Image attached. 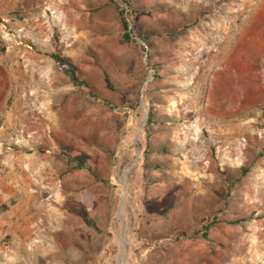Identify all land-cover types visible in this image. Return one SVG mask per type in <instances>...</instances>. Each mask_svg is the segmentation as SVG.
<instances>
[{
	"label": "rangeland",
	"instance_id": "rangeland-1",
	"mask_svg": "<svg viewBox=\"0 0 264 264\" xmlns=\"http://www.w3.org/2000/svg\"><path fill=\"white\" fill-rule=\"evenodd\" d=\"M0 17V264H148L203 239L264 264V0H0Z\"/></svg>",
	"mask_w": 264,
	"mask_h": 264
},
{
	"label": "crops",
	"instance_id": "crops-1",
	"mask_svg": "<svg viewBox=\"0 0 264 264\" xmlns=\"http://www.w3.org/2000/svg\"><path fill=\"white\" fill-rule=\"evenodd\" d=\"M78 1H86V0H78ZM84 14V12H80ZM84 95V94H83ZM85 97V96H84ZM165 97V103L163 106L165 107V104L169 102L168 95H164ZM111 108L101 107V106H94L92 108V112L96 113L97 115H100L99 117L103 118L105 121L114 122V115L113 112L110 111ZM86 108L84 109V112L86 114ZM91 113V110L88 112ZM160 113H164L168 115L169 112L163 111ZM82 122H83V116H82ZM157 124L158 122H154ZM162 128L163 140L167 138L169 135V128L170 124L169 121L162 122L160 125ZM164 131V132H163ZM85 133V130L81 127L78 131V135H83ZM109 137H111V141L109 140ZM108 137L107 134L102 135V139L100 141V144L96 143V148H101L104 150H111L115 148L116 144V136L115 134H112ZM164 145V144H163ZM73 151L77 153H84L89 151L90 149L87 148V144L82 140H79L73 144ZM157 149L159 151L161 147L154 148V150ZM166 156H160L159 159H165ZM149 224L153 222L151 218L148 219ZM208 241L203 240H195L192 242V246L196 247V252H144V257L147 259L148 264H184L183 257L189 256L191 259V263L189 264H246L245 259H241V257L244 256V252H225L222 250H217L216 252H211L212 249H210ZM148 256V257H147ZM185 264L186 259H185Z\"/></svg>",
	"mask_w": 264,
	"mask_h": 264
},
{
	"label": "trees",
	"instance_id": "trees-1",
	"mask_svg": "<svg viewBox=\"0 0 264 264\" xmlns=\"http://www.w3.org/2000/svg\"><path fill=\"white\" fill-rule=\"evenodd\" d=\"M125 13H126V9L120 8V14L122 16L123 31H124L123 36L126 40L131 41L132 31L129 27L128 21L126 20V14ZM14 14L17 16L21 15V13H19V12H16ZM0 22H3L2 17H0ZM44 53L49 55L52 59H54V61L56 62V65L58 66V68L62 72L67 73L70 76L72 84L74 86H77V87H81L83 85L87 86L86 82L79 78L78 73H77V67L74 63L63 58L59 53H54V52H44ZM84 158H85V156L82 157L81 155H75L72 157L71 160L72 161L75 160L77 162L78 168H83V167H86V164L84 162ZM246 172H247V170L244 171V173H246ZM8 207H9V205L7 203L0 205V213L6 211L8 209ZM204 229H207V228L205 227ZM206 236H207V234L204 232L203 237H206Z\"/></svg>",
	"mask_w": 264,
	"mask_h": 264
},
{
	"label": "water",
	"instance_id": "water-1",
	"mask_svg": "<svg viewBox=\"0 0 264 264\" xmlns=\"http://www.w3.org/2000/svg\"><path fill=\"white\" fill-rule=\"evenodd\" d=\"M122 220H123V214H122ZM124 221V220H123Z\"/></svg>",
	"mask_w": 264,
	"mask_h": 264
},
{
	"label": "bare ground",
	"instance_id": "bare-ground-1",
	"mask_svg": "<svg viewBox=\"0 0 264 264\" xmlns=\"http://www.w3.org/2000/svg\"><path fill=\"white\" fill-rule=\"evenodd\" d=\"M125 248V247H124Z\"/></svg>",
	"mask_w": 264,
	"mask_h": 264
}]
</instances>
